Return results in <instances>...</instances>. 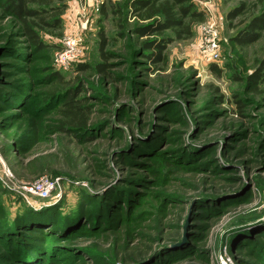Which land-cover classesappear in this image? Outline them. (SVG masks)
<instances>
[{
    "label": "rangeland",
    "instance_id": "rangeland-1",
    "mask_svg": "<svg viewBox=\"0 0 264 264\" xmlns=\"http://www.w3.org/2000/svg\"><path fill=\"white\" fill-rule=\"evenodd\" d=\"M81 1V58L63 68L76 0L33 5L60 18L30 20L41 49L0 0V264H264V75L249 79L264 29L240 40L264 0H192L203 19L180 39L136 34L149 20L130 0ZM154 38L172 39L164 62Z\"/></svg>",
    "mask_w": 264,
    "mask_h": 264
},
{
    "label": "trees",
    "instance_id": "trees-1",
    "mask_svg": "<svg viewBox=\"0 0 264 264\" xmlns=\"http://www.w3.org/2000/svg\"><path fill=\"white\" fill-rule=\"evenodd\" d=\"M6 9L12 16L21 22L22 30L30 41L32 46L37 49L42 48V43L39 40L37 33L34 30V25L30 20H36L37 22H44L45 25H52L54 27L60 26V18L57 17L51 23L44 21L42 15L47 12V10L39 9L33 5H47L48 0H6ZM130 10L134 13L141 12L140 16L142 20H149L144 25H140L134 28V31L139 36H149L154 33H161L166 30H176L177 39L182 38L181 34H186L189 36L190 25L186 24V19L189 18V22L194 20L199 21L203 19V15L200 11H197L193 7L192 0H164L160 3L156 1L151 2V0H130L129 1ZM245 7L244 3L240 6L230 10L229 16L233 17L240 12ZM64 9V5L58 8L57 16ZM101 10H104V5H101ZM158 15V17H156ZM264 29V12L257 16L251 18L248 24V30L243 37L240 38L243 42H253L255 41L259 33L258 30ZM99 38V50L101 55L107 56L104 48L107 44V38L103 31L98 32ZM171 38H157L150 39L143 42L144 48L152 50L147 54L148 59L154 63L164 62L165 55L164 50L167 44L171 41ZM81 65V64H79ZM264 65V61L262 66ZM105 64L98 65V70L104 71ZM83 67V66H82ZM264 75V70L259 68L257 72L249 76L252 86L255 85L257 79ZM79 100H76L73 95V91L69 92L63 98L60 106H62L64 113L70 118L78 117L84 110L79 104Z\"/></svg>",
    "mask_w": 264,
    "mask_h": 264
},
{
    "label": "built area",
    "instance_id": "built-area-1",
    "mask_svg": "<svg viewBox=\"0 0 264 264\" xmlns=\"http://www.w3.org/2000/svg\"><path fill=\"white\" fill-rule=\"evenodd\" d=\"M77 6L73 14V28L74 32L71 35L65 36L62 40V45L57 50L55 55V63L58 67L66 68L72 63L80 60L82 54L81 31L83 30V23L86 22V7L81 0H76ZM203 47L210 52L215 47V31L212 27L206 26L202 37Z\"/></svg>",
    "mask_w": 264,
    "mask_h": 264
}]
</instances>
